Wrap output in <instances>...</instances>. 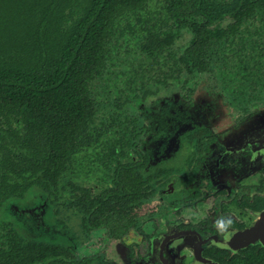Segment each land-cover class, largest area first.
Returning a JSON list of instances; mask_svg holds the SVG:
<instances>
[{"label":"flooded vegetation","instance_id":"af4514ba","mask_svg":"<svg viewBox=\"0 0 264 264\" xmlns=\"http://www.w3.org/2000/svg\"><path fill=\"white\" fill-rule=\"evenodd\" d=\"M199 8L113 40L74 151L3 165L0 264H264V21Z\"/></svg>","mask_w":264,"mask_h":264},{"label":"trees","instance_id":"16d2710c","mask_svg":"<svg viewBox=\"0 0 264 264\" xmlns=\"http://www.w3.org/2000/svg\"><path fill=\"white\" fill-rule=\"evenodd\" d=\"M187 5L250 27L264 21V0H0V170L4 164L14 170L19 158L48 148L53 128L55 149L74 151L89 117L90 80L101 64L118 59L113 40L126 39L131 28L136 42H153L152 30L187 18ZM140 72L116 77L135 85ZM3 243L0 238V258Z\"/></svg>","mask_w":264,"mask_h":264}]
</instances>
